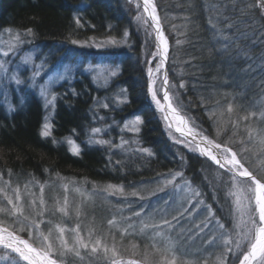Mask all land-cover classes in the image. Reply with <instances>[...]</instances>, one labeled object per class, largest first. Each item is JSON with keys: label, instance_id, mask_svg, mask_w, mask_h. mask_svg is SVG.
<instances>
[{"label": "trees", "instance_id": "16d2710c", "mask_svg": "<svg viewBox=\"0 0 264 264\" xmlns=\"http://www.w3.org/2000/svg\"><path fill=\"white\" fill-rule=\"evenodd\" d=\"M155 2L170 41L168 72L170 84L176 86L170 90L171 94L175 96L178 92L185 105L191 103L180 112L205 137L236 152L244 166L264 182V172L256 163L264 160V146L260 144L264 137V13L259 8L248 7L252 0ZM210 20L216 22L215 37ZM227 24L232 27H226ZM6 28L20 32L31 28L37 44L54 52L53 55L57 51L56 55H64V60L70 61L68 57L73 51L72 60L75 64L76 59H80L81 69L87 62L110 63L120 67L121 74L106 91L98 89L81 71H77L73 81L61 85L57 89L54 130L50 138L40 136L44 111L34 94L29 95L25 106L15 113H9L0 103L1 185L4 180L17 187L46 181L50 188L60 182L90 190L114 185L123 187L128 194L138 192L139 195L129 199L142 200V203L131 206L134 209L143 206L145 215L163 209L162 199L154 202L161 198V191L151 194L157 188L151 182L163 176L181 172L203 190L207 169L212 164L169 141L165 124L148 103L149 81L140 57L127 55L125 51L87 52L71 43L72 40L89 44L121 39L129 30L131 40L138 44L140 39L134 33L132 7L127 0H0V29ZM180 83H184L185 88H180ZM117 86L126 90L127 103L119 105L118 109L111 106L109 110H101L100 115L96 111L97 101L107 99L105 94H111ZM110 116H114L113 121L141 118V132L125 135L124 141L147 148L152 155L137 151L134 145L126 149L89 146L90 129L110 125ZM68 137L80 144L79 156L71 154L66 146L56 144ZM140 195L145 198L140 199ZM122 200L123 196H113L102 213L94 209L84 211L86 223L80 224L84 225L81 237L89 243L99 239L101 245L94 257L72 260L70 264H106L113 248L119 260L136 259L155 264L153 260L161 259L156 249L146 247L143 236L135 234L139 231L136 225L133 235L124 231V223L117 219ZM131 206L126 209L131 210ZM110 219L116 224L109 225ZM70 221L65 220L69 227L79 223ZM181 233L185 234V239L189 235L178 229L171 236ZM200 235L187 243L181 241L182 251H192L191 245L199 241ZM21 236L29 238L26 233ZM71 236V233L66 235L69 243ZM156 243L158 247L165 246L157 239ZM104 246L109 249L107 258ZM209 246L205 245V252H212L213 246ZM197 255L189 259L185 254L182 258L187 264H196ZM180 260L179 255L177 262ZM215 261L210 255L199 264H215Z\"/></svg>", "mask_w": 264, "mask_h": 264}, {"label": "snow or ice", "instance_id": "6c2138e0", "mask_svg": "<svg viewBox=\"0 0 264 264\" xmlns=\"http://www.w3.org/2000/svg\"><path fill=\"white\" fill-rule=\"evenodd\" d=\"M131 2V0H129ZM242 2V0H241ZM140 5L137 4V8ZM249 8H259L262 13H264V0H252V3L248 5ZM243 12L244 9H241ZM143 12L147 13L149 18L152 21V28L155 32V38L157 41V52L155 55H159L160 59L153 69L149 67L148 76H149V84H148V93L151 96L152 102L155 103L157 109L164 113V119L168 122V127L171 128L173 121L177 122L176 131L181 132L182 136H184L183 140L177 139L176 143H183L189 151L192 150L191 145L192 141L187 140V136L184 134L182 128L179 125L185 124V118L179 115L180 111H183L184 108L190 107L191 103L185 105L182 100L179 99L180 94L175 93V97L170 94V90L175 88V85H170L169 78L167 73L163 74V78L159 87H156V81L152 79L154 72H160L161 67L168 59V41L164 36V33L161 29L160 18L156 14V7L153 4V0H143ZM137 21L141 22V24H147V21L143 20V17L137 15ZM77 24L80 21L77 19ZM210 27L213 30V36H216V22L209 21ZM226 27L231 28L232 25L227 24ZM10 31V30H8ZM146 34L151 36L152 33L148 32L146 29ZM24 37H33L34 32L31 28L25 30L23 33ZM128 32L125 31L123 34L124 42H127ZM115 43L114 38L112 40ZM31 43V40L22 39L21 35L17 34L15 36V43L9 42L6 50L2 52L3 57H9L10 53L13 57H15L16 52L19 51V46ZM72 44H78V41L72 40ZM31 57L25 58L24 63L27 64ZM195 59V57H193ZM12 61L0 59V73L4 74V79H9L15 81L17 86H20L24 83L18 75L12 74L9 76L8 74V65ZM21 66L16 65L14 72L20 71ZM118 73L116 71H111L109 73L110 76L115 77ZM39 75L38 72H33V77L29 80L26 86L30 88L39 87V95L45 101V108L53 105L56 97L55 95H51L49 90L44 89L42 86L38 85L35 77ZM66 77L61 75L59 79L63 80ZM180 88H185L184 83H180ZM163 90V101L166 104V108L161 105V100L158 98V93ZM51 95V98L49 96ZM175 99V106L173 100ZM118 103H126V98L118 97ZM103 108H108L109 105L107 103H102L99 105ZM228 111L231 112L232 108L229 106ZM169 115H171V119H169ZM251 115H255L252 113ZM264 115V114H262ZM101 119H103L101 117ZM247 119V117H245ZM142 120L137 117L130 123H125L124 128L122 130H129L133 132H139V128L137 125L141 124ZM193 124L195 122L193 121ZM75 131V130H74ZM192 128L188 129V133H192ZM102 129L100 127H94L90 129L88 144L91 145H111V141L105 140L103 138H96L97 134L101 133ZM51 135V125L49 123H44L42 125V130L40 132L41 138H47ZM201 138L203 140H207V137L200 133ZM193 140H195V135H193ZM122 143H126L121 137ZM54 143L56 141H53ZM71 147L69 151L75 155L79 156L81 149L80 146L74 140L66 141ZM211 143V141H207ZM260 144L264 146V137L260 139ZM215 148L221 149V144L216 143ZM199 147V145H197ZM137 151L147 153L149 156L152 153L147 148H140ZM230 153V155H229ZM200 154L206 155L210 160L214 161L216 164L220 165L221 168L224 167L225 164L230 165L227 169L228 172L231 173V180L234 182L236 177H246L250 184L246 187L244 185H240V191L247 193L249 190L255 193V206H251V197H247L249 199V212L247 216V220H242L241 225L233 224L229 227L225 222H223L220 218L216 217L211 205L205 203L204 194H202L199 190L195 188H191V195L188 199V206H181L180 212L181 217L185 213L189 217L193 215L198 209L202 206L205 211L201 213L204 217L200 223H196L195 220H191L190 223L194 224V229H189V235L185 239V234L181 233L177 237H172L171 234L165 235V231L162 228V225H167L169 228L172 227L171 221L167 218V213L164 211V214L161 216V223H151L148 221L153 218L150 215L141 216V213L144 211L143 206H141L140 212H134L133 215L136 217H141L140 223L143 224V227L139 229L138 232H135L134 223L129 222L127 228L124 229L125 232H128L129 235H133L134 232L137 235H141L144 237L146 242V247H150L156 249L159 252L161 259L155 262V264H176L177 255H180L181 260L180 264H187L186 261L183 260V255L187 254L186 249L182 251V243H187V240H191L201 233H204L207 229L210 233V238L205 241L207 244H211L213 246V250L210 254L201 253L196 256V264H199L201 260L207 259L209 255L218 256L216 264H264V182L257 179L252 172H250L241 160L237 159V153L232 152L228 147H223L222 151L219 155L213 154L210 149L200 148ZM220 156L223 157V163L221 162ZM183 159V158H182ZM119 163V161H117ZM58 175V174H57ZM181 172H176L174 176H163L159 180L152 181L151 183L157 185V188L153 190L152 195L155 194L156 191H162L164 185L172 184L175 176H181ZM40 183L39 181H29V183ZM47 181L44 183H40V195L37 199H33L31 204L28 206L29 211H24V206L19 203L21 196L19 187L12 188L9 181L4 180L2 186H0V194H2V199H0V262L3 264H70L72 260L84 261L86 258L94 257L98 248L101 244L99 239L95 240L92 246L89 248V242H86L81 237V226L80 223H76L75 227H68L65 224V218H71L70 209H69V199L65 195L63 197V202H56V206L52 212H48L46 205L47 201L44 197V191ZM253 185L255 186L253 188ZM67 186H65L66 188ZM28 184H25V190H27ZM108 189H114L118 192H123L122 187H117L114 185H108ZM11 193V194H10ZM133 196L139 195L138 192L133 191ZM143 195H140V199H144ZM194 199V203L192 202ZM213 200L216 199L215 193L212 197ZM6 201V203H4ZM190 209V210H189ZM56 213L60 214V219L57 221L52 220V216L56 215ZM76 215H80V209L76 208ZM258 217V218H257ZM128 219V218H125ZM173 219L176 220L177 217L173 216ZM177 223L179 221L177 220ZM109 225L116 224L114 219L108 220ZM209 225L212 228H209ZM43 226V228H42ZM151 227L155 231L152 233H145V229ZM129 229H133V231H129ZM212 229H219V235L217 236L212 232ZM239 229V230H237ZM19 232H27L28 239L22 238L18 233ZM53 232L58 233L53 238ZM66 233H71V243H69L68 239L65 238ZM91 235V233H89ZM156 237L166 238L167 241L170 242V246H157ZM226 237H232L231 239H226ZM53 240L59 241V245L57 246ZM39 242L38 244L35 242ZM83 250V252H82ZM109 249L107 246H104L105 257L107 258V253ZM229 254L231 255V259H229ZM147 255V254H146ZM196 255V254H193ZM116 251L113 248L112 257L106 259V264H142L140 261L128 260L122 261L115 258ZM242 256V259L240 258Z\"/></svg>", "mask_w": 264, "mask_h": 264}, {"label": "rangeland", "instance_id": "374dc122", "mask_svg": "<svg viewBox=\"0 0 264 264\" xmlns=\"http://www.w3.org/2000/svg\"><path fill=\"white\" fill-rule=\"evenodd\" d=\"M127 1L132 7V22L135 28L134 33L136 36L139 35L138 37L140 39L138 44H135L131 40L132 33L128 30L127 31L128 32L127 42H124L123 35H122L121 39H114L115 43L112 42L113 40L112 39V40H104L100 42L89 43L90 45L87 43L85 44L78 43V44L73 45V47H76L78 49H83L87 52H91V51L103 52L104 50H110L107 52L125 51L127 55L139 56L141 60V65L149 81L148 69L149 67H152L153 69H155L160 59L159 55L154 56V53L157 52L155 32H154V29L152 28V22L145 16L143 12V6L141 3V0H131V2H129V0ZM153 3L156 7V13L158 14L161 20L155 0H153ZM137 4L140 5L139 8H137ZM137 15L142 16L143 20L147 21V24H141V22L137 21L136 19ZM161 23H162V20H161ZM146 29L148 32L152 33L151 36H148L146 34ZM23 33L24 32L15 31L10 28L0 29V59L12 61L8 65L9 76L12 74H15V75H18L22 81H24L23 84H21L20 86H17L15 81L4 79V74L0 73V103L4 105V107L9 113H15L21 110L25 106L27 97L31 94H34L40 100L43 106L44 118H43L42 125L44 123H49L51 125V135L47 137V138H50L53 136V130H54V118H55V112H56L57 101H58L57 89L61 85H64L68 82L73 81L77 71H81L87 76H89V78L92 80V82L95 84V86L98 89L102 91H106L110 88V86L115 81V79L120 76L121 70H120V67L116 65H112L110 63L93 64L91 62L84 63V67L83 69H81L82 64H80L79 62L80 59H76L75 64L72 60L75 57L73 51L70 52V57H68L71 60L65 61L64 55L60 56L59 53L58 55H56L57 51H56V54L53 55L54 52L48 51L44 49L42 46L38 45L37 44L38 42L34 39V37H24ZM17 34L21 35L22 39L31 40V43L20 45L19 51L16 52L15 57H13L11 53L9 57H3L2 52L7 49L9 42L15 43V36ZM168 43L170 46V42ZM91 44L93 45L91 46ZM28 57H31V59L28 61L27 64H25L24 60L25 58H28ZM16 65L21 66V69L18 72H14ZM113 70L118 73L115 77L109 75V73ZM34 71L39 73V75L35 77L37 84L42 86L44 89L49 90L51 95H55L56 97L53 105L48 106V108H45V101L39 95V90H40L39 87L30 88L26 86L29 80L33 77ZM164 73H167V75L169 76L168 69H166L165 71L164 66L161 67L160 72L153 73L152 79L156 81V84H155L156 87L160 86ZM61 75L65 76L66 78L63 80L59 79V76ZM168 78L170 82V77ZM170 94H171V91H170ZM51 95L49 96V98H51ZM105 96L107 97V99L104 98L101 101L98 100L96 103V108H97L96 111L100 115L101 113L99 111L101 110H104V111L109 110L111 106L117 107L118 109L119 105L121 106L125 104V103H118L117 102L118 97H124L126 98V101L128 100L126 90L122 86L115 87V89L112 90L111 94L109 95L105 94ZM158 98L161 100V105L164 107L163 90H161L158 93ZM147 100L150 106L155 111L158 119L165 124L166 135L170 142L180 147H183L185 150H187L190 153H195L205 158L212 164V167L207 169L208 170L206 174L207 179L205 180L206 183H205L203 190L199 189L196 185H194L193 182L189 178H187L184 174H182L181 176H175V179L173 180L172 184L164 185L163 190L166 192L164 191H163L164 193H162V191L159 192L161 194V198L159 197L154 200V202L159 203L162 199L163 209L161 212L156 210L154 211V213L148 214L153 218L152 220L148 221V223L149 224L161 223V216L164 214V211H166L167 218L169 221H171L172 227L169 228V226L167 225H162V228L165 231V235L169 233L172 234L174 231L178 229L179 230L181 229L185 233L190 234L188 230L194 229L195 227V225L190 223V221L195 220L196 223H200V221L204 219L201 213H203L205 209L202 206L195 213H193L191 217H189L187 213H185L183 217H181L180 212L178 210L181 209L182 205L184 207L188 206L187 198L191 195L190 189L195 188L199 190L202 194H204L205 203L208 205H211V208L216 217L220 218L229 227H231L233 224L241 225L242 220H247V216L249 212V199H247V197L252 198L251 206L252 207L255 206V199H254L255 193L252 192L251 190H249L247 193L240 191V185L242 184L246 187L248 184H250V181L247 178H242L238 176L236 177L235 186H234V182L231 180V173L228 171H225L223 168L220 167V165L210 160L206 155H201L199 149L193 144V142L191 145V148H192L191 151H189V149L186 148L183 143H176L175 141L177 139H180V140H183V139L180 138L176 133H174L172 130L169 129L167 125V121H165L164 119V113H162L161 111L157 109L155 103L152 102L151 96L149 93H148ZM174 100H173V103H174ZM102 103H107L109 107L108 108L100 107L99 105ZM174 106H175V103H174ZM179 113L183 115L181 112ZM113 117L114 116H110V121H112L110 125L99 126L102 129V132L97 134L96 138H103L105 140L111 141L112 148H115V149L117 148L126 149V147L130 148L133 145L135 146L136 150L140 149L139 147L136 146V144L129 143L128 141H126V143H122L121 137H123V140H124L126 139L124 138L125 135L139 134L141 132L143 121L141 124L137 125V127L139 128V132H133V131H129L126 129L125 130H122V129L124 128L125 123H130L133 120H135L137 117L126 118L125 120H118V121H113L114 120ZM185 118L187 119V117ZM187 122L192 128L193 130L192 132L197 133L201 137L200 132L197 131L194 127H192L188 119H187ZM113 126H115L114 130L111 129ZM89 133L87 135V143L89 140ZM69 139L74 140L76 142L74 138L68 137V138L62 139L61 141H57L56 144L64 145L69 150L71 146L66 142ZM207 141H211V144L213 146L216 144L208 138H207ZM78 145L80 146V144ZM91 146H99V145H91ZM223 147L224 146L221 147L219 153H221ZM131 148H134V147H131ZM80 149H82L81 146H80ZM221 158L223 160L222 156ZM237 159H239L238 156H237ZM256 163L258 164V168L262 169V171L264 172V160L259 159L258 161H256ZM229 167L230 165L226 164L225 168L228 169ZM174 174L175 173H172L168 176L171 177V176H174ZM0 186L2 185L0 184ZM65 186L67 187L65 188ZM11 187L16 188L17 186L11 185ZM254 187L255 186L253 185V188ZM39 188H40L39 184H30L27 190H25V187H19L20 196H21L19 203L24 206L25 212L30 210L28 206L31 204V201L33 199L38 200V197L40 195ZM52 188H50L49 186H45L44 197H45V200L47 201L46 208L48 212H52L56 206V202L60 201L62 203L63 197L66 195L69 199V209H70L71 218H65V220H68V221L71 220L70 222L72 221L79 222L80 224H83V222L86 223V220L83 218V216H86V213L84 211L94 209V210H98L100 213L105 212V209L108 207V202H111L113 196L117 195L120 197L121 196L124 197V200H122V202H119L120 209H119V216L117 217V219L121 221L122 223H124L125 228H127V225L130 221L134 223V227L135 225L139 229L143 227V224L140 223L141 217H136L133 215L134 212H140L141 208H137L139 209L137 210L131 206L134 204L135 205L141 204L142 200L138 202L131 201L129 197H135V196H133L132 194H128L126 189H124L123 187H122L123 188L122 193L115 191L114 189H108L107 187L90 190V189L79 187L77 185L61 183V182L55 184ZM214 193L216 195L215 200L212 199ZM0 199H2V194H0ZM192 202L194 203V199ZM4 203H6V201ZM128 205L131 206L130 208L131 210L126 209ZM77 207L80 209L79 216L76 215ZM131 215L133 217H131ZM141 216L143 217L145 216V214L142 212ZM173 216H176L177 219L174 220ZM51 218L53 221H57L55 219H58L61 217L59 213H56V215L52 216ZM125 218H128V219H125ZM177 220L179 221V223H177ZM80 226H84V225H80ZM137 227L135 228L137 229ZM209 228H212V226L209 225ZM144 231L145 233H148L150 231L154 232L155 230L152 229L151 227H148ZM219 231H220L219 229H212V232L215 233L217 236L219 235ZM23 233H26L28 236L27 232H19L18 234L21 236ZM57 234L58 233L53 232V238ZM66 235L67 233L65 234V238L67 239ZM200 236L201 237L199 238V241L191 245L193 246V249L192 248L191 249L194 252L192 253V251L190 250L187 251L186 255L190 256L189 259H192L195 256L192 254L197 255V253L199 254L211 253L210 251L209 252L204 251L205 245L207 246L210 245L209 248L212 246L211 244L205 243V241L210 238V233L206 229L205 232L201 233ZM231 238L232 237H226V239H231ZM25 239H28V238H25ZM156 239L158 240L159 243L163 242L165 246H170V242L167 241L166 238L156 237ZM160 239H164V241ZM53 242L57 246L59 245V241L53 240ZM35 243L38 244L39 242L37 241ZM92 244L93 242L89 243V248L92 246ZM177 257H179V255H177ZM208 257L210 258V255ZM212 257L214 261L215 260L217 261L218 256H212ZM86 259H89V258H86ZM229 259H231L230 254H229ZM158 260L156 259L153 261H158ZM216 261H215V264H216ZM0 264H3V262H0ZM21 264H24V262H21ZM176 264H180V262L179 261L177 262L176 260Z\"/></svg>", "mask_w": 264, "mask_h": 264}, {"label": "bare ground", "instance_id": "6f19581e", "mask_svg": "<svg viewBox=\"0 0 264 264\" xmlns=\"http://www.w3.org/2000/svg\"><path fill=\"white\" fill-rule=\"evenodd\" d=\"M141 3H142V6H143V0H141ZM154 4V3H153ZM145 14V16L151 21V19L149 18V16H148V14L147 13H144ZM157 14V13H156ZM157 16H158V14H157ZM152 22V21H151ZM161 29H162V27H161ZM162 31H163V33H164V29H162ZM164 36H165V33H164ZM166 37V36H165ZM156 39V38H155ZM156 45H157V41H156ZM167 65H168V63L167 62H165L164 63V67H166L167 68ZM169 77V76H168ZM164 107L166 108V104H165V102H164ZM179 114V113H178ZM179 115H181V114H179ZM182 116V115H181ZM169 119H171V115H169ZM186 121V120H185ZM167 125H168V122H167ZM181 128H182V130H183V132H184V134L187 136V140H190V141H192L193 142V144L197 147V145H199V147H197L198 149H199V151H200V148H207V149H210L211 150V152L214 154V148H213V146L210 144V143H208V142H206V141H204V140H201V139H198V138H195V140H193L192 138V135L191 134H189L188 133V129L189 128H191L190 127V125H189V123L186 121L185 122V124H183V125H179ZM176 127H177V122L176 121H173V124H172V127L171 128H169L170 130H172L174 133H176L180 138H182V139H184V136H182V134H181V132H178V131H176ZM222 163H223V161H221ZM226 167V164L224 165V167L223 168H225Z\"/></svg>", "mask_w": 264, "mask_h": 264}, {"label": "water", "instance_id": "95a60500", "mask_svg": "<svg viewBox=\"0 0 264 264\" xmlns=\"http://www.w3.org/2000/svg\"><path fill=\"white\" fill-rule=\"evenodd\" d=\"M161 27H162V29H163V25H162V23H161ZM165 33V32H164ZM165 36H166V34H165ZM166 39H167V41L169 42V40H168V38H167V36H166ZM169 52H170V46H169V43H168V54H169ZM166 62H168V59H167V61ZM166 67H165V71H166ZM180 114V113H179ZM182 117H184L183 115H182ZM185 118V117H184ZM185 120L187 121V119L185 118ZM191 135H192V137H193V135H195V138H198V139H201V140H203L197 133H195V132H192L191 133ZM193 139V138H192ZM204 141H206L207 142V140H204ZM211 144V143H210ZM212 145V144H211ZM213 146V145H212ZM213 148H214V154H217V155H219L220 153H219V151H220V149H217V148H215V146H213ZM220 159H221V161H223L222 160V158H221V156L219 157ZM225 171H227V169L226 168H223ZM242 178H246V177H242ZM258 179V178H257ZM260 180V179H259ZM142 264H145V263H143L142 262Z\"/></svg>", "mask_w": 264, "mask_h": 264}]
</instances>
